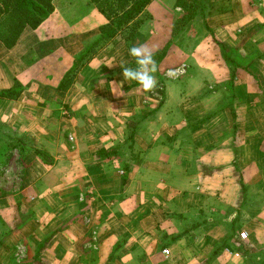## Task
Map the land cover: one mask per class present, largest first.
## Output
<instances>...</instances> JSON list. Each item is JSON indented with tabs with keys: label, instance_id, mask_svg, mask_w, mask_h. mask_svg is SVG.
I'll use <instances>...</instances> for the list:
<instances>
[{
	"label": "crops",
	"instance_id": "crops-1",
	"mask_svg": "<svg viewBox=\"0 0 264 264\" xmlns=\"http://www.w3.org/2000/svg\"><path fill=\"white\" fill-rule=\"evenodd\" d=\"M175 2L153 0L130 43L114 39L66 90L105 22L86 0H53L14 47L0 42V92L23 88L0 98V264H247L233 236L264 247V0H205L158 65L184 72L163 100L156 77L145 91L117 68L137 67L131 46L164 48ZM230 59L250 65L233 77ZM198 209L208 223L179 236Z\"/></svg>",
	"mask_w": 264,
	"mask_h": 264
},
{
	"label": "trees",
	"instance_id": "trees-1",
	"mask_svg": "<svg viewBox=\"0 0 264 264\" xmlns=\"http://www.w3.org/2000/svg\"><path fill=\"white\" fill-rule=\"evenodd\" d=\"M96 11L103 16L105 22L97 28V33L87 41L83 49L73 57L71 68L67 71L61 82L60 90L68 89L79 72L87 66L97 54L117 37L122 42L129 44L135 36L140 26L150 16L146 11L147 6L153 0H86ZM53 0H0V42L10 49L14 47L25 28L36 29L53 11ZM175 8L181 12H174L171 32L164 48L153 53V59L158 65L166 57L167 52L176 38L186 30L189 23L199 14H203L205 0H176ZM222 8L217 9L220 12ZM214 12V11H213ZM226 56V54H225ZM228 57V56H226ZM233 77L238 69L247 71L250 63L248 61L242 65L230 59ZM129 66H132L130 64ZM118 67L117 69H120ZM259 85V84H258ZM22 87L15 82L10 89L0 92L1 99H16ZM211 115V114H208ZM208 118V116H207ZM5 130L0 126V136ZM128 147L127 149H129ZM37 151V155L43 157L44 154ZM114 153L110 150L107 155ZM243 196L246 197L248 187H245L240 180ZM179 219L187 222L182 234L197 229L208 223V217L203 210H197L188 215H179ZM236 218L231 220L230 227H234ZM177 236L176 238H178ZM235 247L240 250L245 257L247 264H261L264 262V247L257 248L245 241L236 238ZM235 243V244H236Z\"/></svg>",
	"mask_w": 264,
	"mask_h": 264
},
{
	"label": "clouds",
	"instance_id": "clouds-1",
	"mask_svg": "<svg viewBox=\"0 0 264 264\" xmlns=\"http://www.w3.org/2000/svg\"><path fill=\"white\" fill-rule=\"evenodd\" d=\"M129 54L135 58L137 67L135 69L120 65L122 68V75L124 80L135 81L139 84L143 90L151 91L156 86V79L153 75L157 71V65L153 59V53L147 46H131L129 48ZM169 76L175 73L170 71Z\"/></svg>",
	"mask_w": 264,
	"mask_h": 264
},
{
	"label": "rangeland",
	"instance_id": "rangeland-1",
	"mask_svg": "<svg viewBox=\"0 0 264 264\" xmlns=\"http://www.w3.org/2000/svg\"><path fill=\"white\" fill-rule=\"evenodd\" d=\"M180 10V9H179ZM177 12H181V11H177ZM182 34V33H181ZM180 34V35H181ZM177 39V38H176ZM168 70V71H167ZM166 71L167 72H164L163 73V75H160L159 74V70H157L155 73H153V75H154V77H156L157 78V80H158V83H159V87H160V89H159V93H160V95H161V98L163 97V100L166 98V94H165V92H166V90H165V88H164V80L165 79H170V78H175V77H178L179 75H181V74H183L184 72H182L181 70H180V68L177 66H175V67H173V66H171L170 68H168ZM170 71H172V72H174L175 74L174 75H172V76H169V72ZM207 116H208V114H206L203 118H207ZM131 137H133V133L130 135V138ZM241 142H243V140L241 141ZM245 143H243V145H242V148H243V151L244 152H246V153H248V152H250L251 151V149L253 148L252 147V145H251V143L249 142V141H244ZM117 147V146H116ZM115 148V147H114ZM112 150H113V148H112ZM109 149L108 150H106V151H102L101 152V154L103 155V154H108L109 153ZM13 170V169H12ZM14 173V172H13ZM1 178H3V176H1ZM16 176H12L11 178H9V179H6V180H4L5 182H6V186H8V188H10V187H13L14 186V184H15V182L17 181L16 180ZM215 179H218V181H219V179H220V176H217ZM235 181H236V183H237V180H238V177L237 176H235ZM2 180V179H1ZM0 180V181H1ZM240 181V180H239ZM256 185V184H255ZM257 185H258V187H260V189L259 190H261V193H259L261 196H263L264 197V175L263 176H261V178L260 179H258V181H257ZM249 193L247 192V194H246V197H244V202H250V201H253V200H256L257 199V194H253V195H255L256 197H254V199H252V198H250L249 197ZM199 210V209H198ZM197 211V210H196ZM226 216L228 215V218L230 219V221L233 219V218H236L237 217V221H238V219H239V215H240V208H239V206H237V207H233V209H231V210H229V213L228 214H225ZM236 221V222H237ZM235 222V223H236ZM242 234H240V235H238V238H237V236L236 235H234L233 236V244L234 245H236L235 243H236V238L239 240V241H245L246 243H248L246 240H244L243 239V237L241 236ZM250 244V243H249ZM253 246V245H252ZM254 247V246H253ZM236 248V247H235ZM261 254H264V251L261 253Z\"/></svg>",
	"mask_w": 264,
	"mask_h": 264
},
{
	"label": "built area",
	"instance_id": "built-area-1",
	"mask_svg": "<svg viewBox=\"0 0 264 264\" xmlns=\"http://www.w3.org/2000/svg\"><path fill=\"white\" fill-rule=\"evenodd\" d=\"M241 236H242V235H241ZM242 237H244V235H243Z\"/></svg>",
	"mask_w": 264,
	"mask_h": 264
}]
</instances>
